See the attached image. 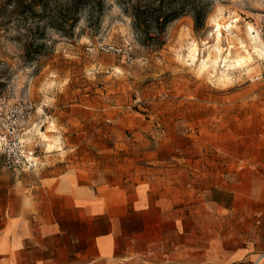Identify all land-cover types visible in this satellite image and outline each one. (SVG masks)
<instances>
[{
	"label": "rangeland",
	"instance_id": "rangeland-1",
	"mask_svg": "<svg viewBox=\"0 0 264 264\" xmlns=\"http://www.w3.org/2000/svg\"><path fill=\"white\" fill-rule=\"evenodd\" d=\"M209 1L202 28L185 14L157 45L121 0H82L78 11L68 0H0V102L35 104L23 125L36 122L37 155L51 150V129L64 131L65 157L88 161L95 183L156 190L183 216L168 247L180 255L188 233V264H204L198 243L222 259L206 264H264L253 261L264 251V0ZM91 42L117 49L91 52Z\"/></svg>",
	"mask_w": 264,
	"mask_h": 264
},
{
	"label": "crops",
	"instance_id": "crops-1",
	"mask_svg": "<svg viewBox=\"0 0 264 264\" xmlns=\"http://www.w3.org/2000/svg\"><path fill=\"white\" fill-rule=\"evenodd\" d=\"M35 124L24 131L34 148L29 134ZM50 132V141L60 139L58 147H45L34 169H6L0 161V264H127L179 258L181 264L189 263L188 233L180 255L168 247L175 221L183 216L157 200L156 190L135 183H95L88 161L79 164L65 157L61 141L68 134ZM214 202L223 205L218 197ZM204 244L198 243L199 262L222 261L215 248ZM249 254L230 260H250ZM254 259L264 262V251Z\"/></svg>",
	"mask_w": 264,
	"mask_h": 264
},
{
	"label": "trees",
	"instance_id": "trees-1",
	"mask_svg": "<svg viewBox=\"0 0 264 264\" xmlns=\"http://www.w3.org/2000/svg\"><path fill=\"white\" fill-rule=\"evenodd\" d=\"M94 5H102L103 0H89ZM130 11L133 25L144 34L145 40H152L157 45L162 43L161 34L168 23L185 14H191L195 29L202 28L211 11L209 0H121ZM79 10L82 0H68Z\"/></svg>",
	"mask_w": 264,
	"mask_h": 264
},
{
	"label": "built area",
	"instance_id": "built-area-1",
	"mask_svg": "<svg viewBox=\"0 0 264 264\" xmlns=\"http://www.w3.org/2000/svg\"><path fill=\"white\" fill-rule=\"evenodd\" d=\"M258 31L264 36V15ZM87 50H110L117 48L114 45H98L89 43ZM36 110L31 101L18 100L12 103L0 102V161L6 169L24 171L34 169L37 165L36 148L31 147L22 136L24 123Z\"/></svg>",
	"mask_w": 264,
	"mask_h": 264
},
{
	"label": "bare ground",
	"instance_id": "bare-ground-1",
	"mask_svg": "<svg viewBox=\"0 0 264 264\" xmlns=\"http://www.w3.org/2000/svg\"><path fill=\"white\" fill-rule=\"evenodd\" d=\"M217 26H218V30H219V34H221L222 32H221V23L220 22H217ZM261 42L262 43H264L262 40H261ZM217 45H219V44H217ZM217 47H219V46H217ZM216 56V55H215ZM229 58V56L228 55H226L225 57H224V59L225 60H227ZM244 58H246L245 56H244ZM216 60V59H215ZM208 61V60H207ZM237 61H240V58H237ZM226 63H228V62H226ZM203 65L205 66L206 65V61H204L203 62ZM228 65H229V63H228ZM46 146L48 147V149H53L54 148V146H55V143L54 142H52V141H49L48 139H46Z\"/></svg>",
	"mask_w": 264,
	"mask_h": 264
}]
</instances>
